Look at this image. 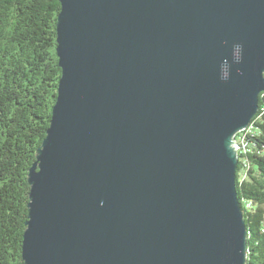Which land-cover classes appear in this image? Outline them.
I'll return each mask as SVG.
<instances>
[{
  "label": "water",
  "instance_id": "obj_1",
  "mask_svg": "<svg viewBox=\"0 0 264 264\" xmlns=\"http://www.w3.org/2000/svg\"><path fill=\"white\" fill-rule=\"evenodd\" d=\"M59 1L25 263L246 264L234 138L264 93V0Z\"/></svg>",
  "mask_w": 264,
  "mask_h": 264
},
{
  "label": "trees",
  "instance_id": "obj_2",
  "mask_svg": "<svg viewBox=\"0 0 264 264\" xmlns=\"http://www.w3.org/2000/svg\"><path fill=\"white\" fill-rule=\"evenodd\" d=\"M59 0H0V264H26L29 169L51 125L62 75ZM238 152V195L248 228L246 264H264V93Z\"/></svg>",
  "mask_w": 264,
  "mask_h": 264
},
{
  "label": "built area",
  "instance_id": "obj_3",
  "mask_svg": "<svg viewBox=\"0 0 264 264\" xmlns=\"http://www.w3.org/2000/svg\"><path fill=\"white\" fill-rule=\"evenodd\" d=\"M252 131V127L249 128V126L246 128H243L242 130L238 131L235 135V143L236 145V151L237 153L241 150L243 151H247L249 150V148L247 147L246 144V134L247 132H251Z\"/></svg>",
  "mask_w": 264,
  "mask_h": 264
}]
</instances>
